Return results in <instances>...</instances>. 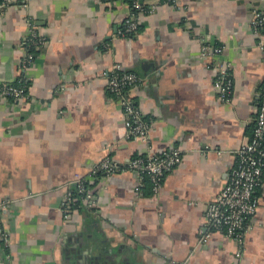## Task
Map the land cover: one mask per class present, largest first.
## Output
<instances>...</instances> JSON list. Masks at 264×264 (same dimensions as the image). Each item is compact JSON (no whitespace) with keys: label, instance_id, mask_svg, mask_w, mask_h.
Instances as JSON below:
<instances>
[{"label":"crops","instance_id":"0c3cea01","mask_svg":"<svg viewBox=\"0 0 264 264\" xmlns=\"http://www.w3.org/2000/svg\"><path fill=\"white\" fill-rule=\"evenodd\" d=\"M137 29L124 34L130 3L28 0L0 9V264H264V170L242 246L208 227L206 204L251 135L264 53L249 26L264 0H139ZM40 47H28L31 37ZM34 42H31L33 45ZM203 47L217 56H201ZM32 53L30 67L20 61ZM230 80L227 101L213 89V64ZM133 75L128 100L147 124L144 140L123 126L106 88L111 67ZM177 148L181 162L157 192L135 172L93 171ZM96 204L66 219L60 202L77 183Z\"/></svg>","mask_w":264,"mask_h":264},{"label":"built area","instance_id":"2783aa9c","mask_svg":"<svg viewBox=\"0 0 264 264\" xmlns=\"http://www.w3.org/2000/svg\"><path fill=\"white\" fill-rule=\"evenodd\" d=\"M130 3V14L123 21V33L132 34L137 29L136 16L132 11L141 12L139 0H104ZM28 0H0V9L9 5H20L24 7ZM249 26L254 36L259 37L258 47L264 53V12L255 10L250 13ZM28 47H40L43 42L33 38ZM31 42H34L33 45ZM201 56L219 54L217 49L203 47ZM32 53L26 51L20 61V68L25 71L32 64ZM213 89L217 93L219 101H227L230 93V80L223 64H213ZM136 82L133 75L120 71L117 65L111 67L107 76L106 88L115 95L117 103L123 114V126L132 138L144 140L147 135V124L138 114L136 108L128 100L126 91ZM24 88L4 84L0 86V96L11 98L15 103L24 99ZM181 162L180 152L177 148L168 147L145 156L131 158L125 166H117L107 158L99 161L93 168L104 174H112L122 170L135 172V189L144 177H147L153 192H157L164 174ZM264 170V75L258 93V105L253 120L249 140L236 150L235 165L226 175L220 190L204 208V218L208 227L234 240L236 244L235 256H238L242 246L243 234L248 218L256 208L255 190L260 185ZM79 202L86 207L96 204L94 195L89 189L83 187L81 182L77 183L75 192H66L60 202L59 208L64 219L67 218L71 207ZM7 234L0 224V241L6 242Z\"/></svg>","mask_w":264,"mask_h":264},{"label":"trees","instance_id":"16d2710c","mask_svg":"<svg viewBox=\"0 0 264 264\" xmlns=\"http://www.w3.org/2000/svg\"><path fill=\"white\" fill-rule=\"evenodd\" d=\"M15 85H16V84H15ZM15 85H14V86H15ZM17 87H18V86H17ZM144 178H145V177H144ZM144 178H143V179H144ZM146 178H147V177H146ZM143 179H142V180H143ZM147 179H148V178H147Z\"/></svg>","mask_w":264,"mask_h":264}]
</instances>
